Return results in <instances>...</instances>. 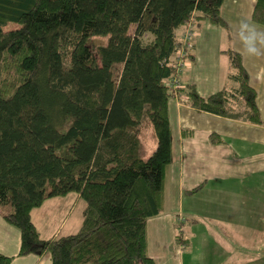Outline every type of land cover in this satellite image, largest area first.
<instances>
[{"label": "trees", "instance_id": "obj_1", "mask_svg": "<svg viewBox=\"0 0 264 264\" xmlns=\"http://www.w3.org/2000/svg\"><path fill=\"white\" fill-rule=\"evenodd\" d=\"M223 4L0 0V213L21 231L20 256L50 253L51 264H158L148 249V220L165 210L170 98L263 123L243 55L231 46L222 50L229 85L204 97L195 83L175 81L178 56L196 60L195 38L191 47L184 39L189 25L196 33L210 21L232 40ZM252 19L264 25V0H256ZM145 117L157 138L148 158L141 154ZM70 193L86 203L81 227L42 238L32 210ZM180 233L183 247L189 239ZM13 260L0 252V264Z\"/></svg>", "mask_w": 264, "mask_h": 264}, {"label": "crops", "instance_id": "obj_2", "mask_svg": "<svg viewBox=\"0 0 264 264\" xmlns=\"http://www.w3.org/2000/svg\"><path fill=\"white\" fill-rule=\"evenodd\" d=\"M255 4L256 0H224L222 14L232 31V40L228 41L225 37L227 45L224 44L225 29L222 28V31L216 33L221 41L215 38V43L211 45L210 41L203 37L207 34V30L210 31L216 25L206 21L204 27L196 32V60L187 62L179 79L182 83H195L199 93L204 97L219 91L226 86V82H221L220 71L206 73L204 69L208 65V69L211 65L213 69H217L220 65L224 70L221 51L231 46L243 55L244 65L250 75V84L258 93L257 104L263 123L201 111L180 101L179 98H170L168 108L172 127L173 161L166 188L165 210L148 220V249L158 264H186L185 254L192 248L193 238L204 235V231L198 230L201 225L202 209L197 210L193 205L202 206V201L211 202V199L206 198L211 197L214 205L227 207L235 216L240 205L245 203L246 198L243 196H246L247 190L255 189L258 178L264 176V49L258 54H251L254 37L250 30L243 27L247 23L264 32V25L252 19ZM217 41L220 42L219 45ZM201 62L203 63L200 64ZM204 64L208 65L204 66ZM228 73L226 71L229 80ZM212 133H217V142L211 140ZM141 154L142 157L145 154L143 149ZM203 182L204 186L199 191L187 192ZM80 199L77 193L49 198L42 206L48 204L52 209L44 215V218L41 216L42 220H39L34 210L42 206L34 208L32 218L37 219L41 224V221L50 223L59 217L56 223L58 230L54 236H60L58 233L66 227L71 211ZM211 210L213 215L218 212L215 207ZM223 210H221L222 217ZM189 220L194 229L191 230L189 224L184 226L189 229L188 231L177 229V223H189ZM178 232H181V236L183 232L189 239L188 242H184L183 247L177 241ZM209 232L205 233L206 237L211 236ZM221 236L225 237L222 233ZM225 238L233 243L234 238L230 237V234ZM20 245V229L8 223L0 213V252L14 257L11 264H51L50 253L43 256L33 253L20 256ZM219 264H240V262L228 257ZM248 264H264V262Z\"/></svg>", "mask_w": 264, "mask_h": 264}, {"label": "rangeland", "instance_id": "obj_3", "mask_svg": "<svg viewBox=\"0 0 264 264\" xmlns=\"http://www.w3.org/2000/svg\"><path fill=\"white\" fill-rule=\"evenodd\" d=\"M204 25L205 24H203L201 29L204 27ZM221 29L222 27L219 28V26L217 25L214 26L210 31L207 30V34L203 37V39L209 40L210 44L212 45L216 41L215 38H219L216 33L217 31H222ZM230 32L232 33V31ZM227 33L228 30H224V40L225 37H227ZM195 36L194 38L197 37ZM221 36L222 32L220 37ZM96 39H98V37H96ZM100 39L102 40L101 43L106 44L109 40V36L100 37ZM219 40L221 41V38H219ZM217 43L219 45L220 42L217 41ZM224 44L227 45L226 40ZM205 47L208 49L207 46ZM221 58L224 70L220 65H218L217 69H213L212 65L211 68L208 69L209 65L204 64V66L208 65L205 67L204 71L206 73L220 71L219 74L220 77H222L221 82H226V85H229L230 81L227 78L226 71H230V59L223 52ZM202 63L203 62H201L200 64ZM121 68L122 64H117L115 66L116 75L121 72ZM183 70L184 67L179 71V78L183 73ZM189 70L190 69H188V71ZM140 140L142 143L141 149L145 151V154H143V158H148L157 148V138L148 117H145L143 119ZM243 197L246 198L245 203H248L244 205L245 203L243 202L240 205V208H238L237 215L235 216L232 214V211H229L227 209V207H218L214 205L213 198L211 197H206L208 200L211 199V202L206 203L203 200L202 206L193 205L197 210L202 209L200 217L201 225L199 226L198 230L204 231L205 233L210 231L209 233L211 236L206 237L207 235H205L204 233L205 236L202 235L201 237L196 236L193 238L192 248L190 250H187L185 254L186 264H219L222 261H226V258L228 257L229 259H233L234 261H239L240 264H248L249 262H264V176L261 177V179L258 178L255 189H248L246 196ZM247 198H249V200ZM249 201L252 202L249 203ZM225 203H228V201H225ZM85 207V201L83 199H80L79 203L74 205L66 227L62 231H60L58 235L73 234L79 230L83 222ZM212 207H215L218 211L216 215H213V211L211 210ZM51 209L52 208H50L48 204H45L41 208L35 209L34 214L38 217L39 220H42L41 216L42 218H44V215ZM222 209H224L222 212L224 214L223 217L221 216ZM233 216L235 217V219L233 218ZM58 218L59 217H57L55 221H50V223H44L43 221H41V224L37 219H33L38 226V229L40 230L42 238H49L54 236V234L58 230L56 225ZM188 222L189 223L180 222L177 225V229L179 231H183L186 229L184 226L188 224L190 225L191 230L194 229V227L190 223V220ZM188 230L189 229H186L185 231ZM221 233L225 237L230 234V237L234 238L232 239L233 243L229 242V239L225 237L222 238ZM182 235L184 239L187 238L186 234H183V232ZM235 236H237V238Z\"/></svg>", "mask_w": 264, "mask_h": 264}, {"label": "clouds", "instance_id": "obj_4", "mask_svg": "<svg viewBox=\"0 0 264 264\" xmlns=\"http://www.w3.org/2000/svg\"><path fill=\"white\" fill-rule=\"evenodd\" d=\"M243 27L250 30L251 35L254 37V46L251 48V54H258L261 49H264V32L258 31L254 25L245 23Z\"/></svg>", "mask_w": 264, "mask_h": 264}, {"label": "built area", "instance_id": "obj_5", "mask_svg": "<svg viewBox=\"0 0 264 264\" xmlns=\"http://www.w3.org/2000/svg\"><path fill=\"white\" fill-rule=\"evenodd\" d=\"M194 35H195V32H194V29H193V27H192V25H189L188 26V28H187V30H186V32H185V34H184V39H185V43L189 46V47H191L192 46V40H193V37H194ZM183 55H184V53H181L179 56H178V71H180L184 66H185V64L187 63V61L186 60H184L183 59ZM178 84H179V82H180V80L177 78L176 80H175Z\"/></svg>", "mask_w": 264, "mask_h": 264}]
</instances>
